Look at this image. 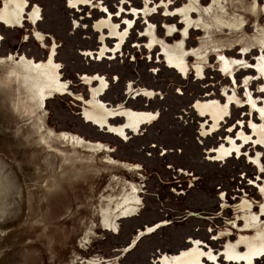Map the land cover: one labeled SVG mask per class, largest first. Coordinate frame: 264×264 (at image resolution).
Masks as SVG:
<instances>
[{
  "label": "rangeland",
  "instance_id": "374dc122",
  "mask_svg": "<svg viewBox=\"0 0 264 264\" xmlns=\"http://www.w3.org/2000/svg\"><path fill=\"white\" fill-rule=\"evenodd\" d=\"M0 8L104 174L71 264H264V0Z\"/></svg>",
  "mask_w": 264,
  "mask_h": 264
},
{
  "label": "water",
  "instance_id": "95a60500",
  "mask_svg": "<svg viewBox=\"0 0 264 264\" xmlns=\"http://www.w3.org/2000/svg\"><path fill=\"white\" fill-rule=\"evenodd\" d=\"M103 179L0 9V264H70Z\"/></svg>",
  "mask_w": 264,
  "mask_h": 264
},
{
  "label": "bare ground",
  "instance_id": "6f19581e",
  "mask_svg": "<svg viewBox=\"0 0 264 264\" xmlns=\"http://www.w3.org/2000/svg\"><path fill=\"white\" fill-rule=\"evenodd\" d=\"M1 9V8H0ZM1 11H2V9H1ZM3 12V11H2ZM3 14H4V12H3ZM4 16H5V14H4ZM6 17V16H5ZM6 19H7V17H6ZM8 20V19H7ZM8 22H9V20H8ZM9 24H10V22H9ZM11 25V24H10ZM103 26H104V21H101V23H99L98 25H97V27H98V30L99 31H102L103 30ZM11 27H12V25H11ZM12 29H13V27H12ZM14 30V29H13ZM15 31V30H14ZM119 35V34H118ZM118 39L119 40H122L123 39V36L122 35H120V36H118ZM148 49H150V47H148ZM32 59V58H31ZM32 61H33V59H32ZM34 62V61H33ZM34 64H35V62H34ZM35 66H36V64H35ZM37 67V66H36ZM37 69H38V67H37ZM38 71H39V69H38ZM40 72V71H39ZM40 74H41V72H40ZM42 75V74H41ZM42 77H43V75H42ZM43 79H44V77H43ZM45 80V79H44ZM45 82H46V80H45ZM46 84H47V82H46ZM48 85V84H47ZM48 87H49V85H48ZM50 88V87H49ZM50 90H51V88H50ZM51 92H52V90H51ZM53 93V92H52ZM53 95H54V93H53ZM92 95H94V91H92ZM55 96V95H54ZM55 98H56V96H55ZM253 106V105H252ZM261 116H264V112H261ZM119 119H122V118H119ZM123 120V122L121 123V124H123V125H125V120H124V118L122 119ZM125 129H127V128H125ZM107 132H108V130H107ZM80 137V136H79ZM81 138V137H80ZM242 140H247V137L245 136V137H242L241 138ZM81 140H82V138H81ZM82 142H83V140H82ZM84 143V142H83ZM84 145H85V143H84ZM85 147H86V145H85ZM87 148V147H86ZM87 150H88V148H87ZM89 151V150H88ZM89 153H90V151H89ZM90 155H91V153H90ZM92 156V155H91ZM92 158H93V156H92ZM94 159V158H93ZM94 161H95V159H94ZM96 162V161H95ZM98 165V164H97ZM99 167V166H98ZM101 170V169H100ZM103 173V172H102ZM104 175V174H103ZM159 226H157L156 228H158ZM152 229H147V230H145L143 233H141V234H139L138 236H137V239H139V237H141L142 235H145L147 232H149V231H151ZM154 230V229H153ZM133 243V242H132ZM196 251H193L192 253H195ZM192 253H190L189 255H191ZM189 255H187V256H189ZM187 256H185L180 262H179V264H200L199 263V261H193V260H189V259H187ZM73 258L74 257H72V259H71V262H70V264L72 263V260H73Z\"/></svg>",
  "mask_w": 264,
  "mask_h": 264
},
{
  "label": "flooded vegetation",
  "instance_id": "af4514ba",
  "mask_svg": "<svg viewBox=\"0 0 264 264\" xmlns=\"http://www.w3.org/2000/svg\"><path fill=\"white\" fill-rule=\"evenodd\" d=\"M104 16H105V14H104ZM113 18H114V17H113ZM129 92H130L131 94L134 95V92H133L131 89L129 90ZM54 94H56V93H54ZM135 97H136V96H135ZM118 107H119V111L122 110V109L124 108V107H121L120 105H118ZM192 109H194V107H191V110H192ZM130 133H132V134H137V133H138V130H137V133H134V132H132V131H131ZM225 144H228V143H225ZM216 147H217V146H216ZM157 226L161 227V225H157ZM157 226H156V227H157ZM156 227H155V228H156ZM152 231H153V229H152ZM189 243H190V242H189ZM193 251H196V250L193 249V250H190V251H188V252L183 253V255L181 256V258H184L185 256L189 255V254L192 253Z\"/></svg>",
  "mask_w": 264,
  "mask_h": 264
},
{
  "label": "crops",
  "instance_id": "0c3cea01",
  "mask_svg": "<svg viewBox=\"0 0 264 264\" xmlns=\"http://www.w3.org/2000/svg\"><path fill=\"white\" fill-rule=\"evenodd\" d=\"M148 101V100H147Z\"/></svg>",
  "mask_w": 264,
  "mask_h": 264
}]
</instances>
